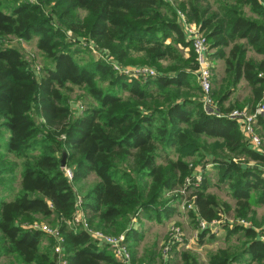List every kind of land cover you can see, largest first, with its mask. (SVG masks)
Returning a JSON list of instances; mask_svg holds the SVG:
<instances>
[{"label":"trees","instance_id":"16d2710c","mask_svg":"<svg viewBox=\"0 0 264 264\" xmlns=\"http://www.w3.org/2000/svg\"><path fill=\"white\" fill-rule=\"evenodd\" d=\"M177 11L203 33L212 60L224 61L222 73L213 68L211 77L218 109L253 110L264 88V0H0V189L8 173L19 171L12 196H0V264H58L55 239L26 226L36 218L58 227L66 264H120L89 232L69 223L72 182L90 173L97 180L81 191L86 219L93 230L124 232L132 264H203L185 249L178 262L156 249L138 257L134 248L142 236L131 218L170 216L172 201L192 185L186 178L207 163L234 204L208 191L203 176L188 198L195 224L230 213L251 222L226 228V241L238 234L236 242L211 252L207 263L264 264V216L255 221L254 209L264 207V151L248 143L234 119L203 109L191 40ZM7 36L36 39L48 60L41 75L5 45ZM249 49L261 59L248 57ZM114 64L152 67L156 75L128 76ZM242 79L252 98L224 106ZM74 88L87 100L79 115L71 108Z\"/></svg>","mask_w":264,"mask_h":264},{"label":"rangeland","instance_id":"374dc122","mask_svg":"<svg viewBox=\"0 0 264 264\" xmlns=\"http://www.w3.org/2000/svg\"><path fill=\"white\" fill-rule=\"evenodd\" d=\"M213 2L214 0H210ZM249 15V13L247 12ZM69 40H71V35L68 37ZM5 45H10L15 48H17L22 56L32 65L33 69L38 73V76L43 73V66L48 64V60L45 59V57L40 53V51L36 47V39H32L29 41L17 38L15 36H7L5 38ZM84 46V43L81 44ZM91 46H93L90 43ZM102 53H94L96 57H99ZM248 57H252L254 59H261L262 55L257 54L254 50L249 49L247 52ZM223 63L220 61V64ZM146 65V64H144ZM129 66H142V65H129ZM219 74V72H217ZM70 98H71V108L73 112H75L76 115H79L81 112V107H85L87 100L82 95L81 90L78 88H74L72 92H70ZM40 120V119H39ZM257 130V129H256ZM258 135L260 136L263 144V139L261 133L257 131ZM262 147V145H261ZM262 149V148H261ZM12 161V157H10V160ZM207 167H202L201 164L197 165L194 169L196 172H200L201 179L197 183H193L189 190L180 191V194L182 195L181 200L176 203L177 200H173L174 203V209L170 216L167 218H161L158 220V217L153 216L151 218L146 217H139L138 215H135L131 218V227L135 229L141 235L142 237L137 241L138 248L137 250L139 252H143L148 247H151V245H154V249L157 250L160 256H162V250L164 247L168 244H171L173 238H172V230L171 227H175L179 230V240L177 243L173 242L171 247L169 246L168 254L165 257V259H168V261L178 262L180 260L179 253L182 250H188L191 253L197 255L200 259V261L203 264H208V256L211 252L217 250L218 248L227 247L228 243H234L236 242V238L238 237V234L231 235L229 238V241H226V228L234 227V225H237V220L233 219L232 214L230 213V216H228L224 220H219L218 225L215 226L212 230H209L208 233L204 236V240L200 242V235L203 230H200L198 227V221L197 224H195L194 218L189 214V207L188 204L192 203L191 200H189V196L191 195V192L193 189L199 187L203 180V176L206 177V179L209 181L207 190L214 193L217 198H219L222 201H227L229 203H233V199L230 196L228 187L219 180V176L217 173V169L215 166H212L211 164H206ZM200 177V176H199ZM13 178V179H11ZM97 180L96 176L93 173L88 174L85 178H81L77 181L72 182L74 191L76 195L81 197V191L87 190L92 184L95 183ZM1 184L5 186V188L2 190L0 189V196H6L5 199H9L12 196V193L17 189L19 184V171L18 169H15L14 175L7 174L2 181ZM173 194H169V197H171ZM82 199V198H81ZM82 202V200H81ZM255 209V221H261L262 217L264 216V207L263 206H254ZM245 220V225L251 224L247 219ZM138 223V224H136ZM241 223V222H240ZM42 225H47L50 227H55L53 223L47 222V220L43 218H36L33 221H31L26 226L31 229L40 230L37 228H41ZM241 225H244L241 223ZM207 230V229H206ZM41 231V230H40ZM211 234L217 235L216 239L214 241H207V237ZM113 235V234H111ZM260 235H264V233H261ZM96 243L97 240L92 237ZM45 243V242H44ZM56 243V242H55ZM181 243V244H180ZM55 245V244H54ZM127 245L128 242H127ZM197 248V249H196ZM142 254V253H141ZM163 257V256H162ZM4 260H1L3 262ZM59 264V262H58ZM234 264H245V263H234ZM253 264V263H252Z\"/></svg>","mask_w":264,"mask_h":264},{"label":"built area","instance_id":"2783aa9c","mask_svg":"<svg viewBox=\"0 0 264 264\" xmlns=\"http://www.w3.org/2000/svg\"><path fill=\"white\" fill-rule=\"evenodd\" d=\"M30 2H37L38 0H28ZM178 13V19L187 35V37L191 40V48L195 56L196 61V72H197V78L198 83L200 85V89L202 92V105L203 109L208 114H212L217 117H226L229 119H234L237 124L239 125L242 132L246 135L248 138V143L255 149H260L262 145V140L260 136L257 134L256 131V119L260 115H264V88L262 90L261 99L260 102L256 105V107L253 110H249L248 107L243 108H232L228 111L222 112L218 109L216 101L213 99L211 91H212V70L214 68L213 60L210 56L212 53L209 43L207 42L205 36L203 33L200 32L198 27L194 23H189L186 21L184 13L181 11H177ZM114 69L120 72L126 73L128 76L132 77H138V78H147L149 76L156 75V71L152 67L148 66H127L121 68L117 64H114ZM259 76L264 78V73H259ZM207 165H205L206 167ZM65 174L68 179H72L73 174L70 168H65ZM200 176V177H199ZM201 179L200 173H194L192 176H189L185 180L186 185H190L193 183H197ZM194 185V184H193ZM81 197L76 195L75 199V211L73 213V216L70 220V224L73 226H81L83 229H85L87 232L90 233L92 237H94L98 244L105 245L114 255L115 259L120 264H131V253L128 248V245L125 240V233H119L117 235H110L102 233L101 231L93 230L88 220L86 219V216L82 210L81 207ZM189 208H191L192 203L187 205ZM198 221V227H200V230H212L215 228V226L218 225L219 220H212L210 222H207L203 219H199ZM237 222L239 225L244 224L243 226H249L245 225L244 219H237ZM241 222V223H240ZM40 229L41 231L45 232L47 235L53 237L55 239V245H54V252L58 254V260L59 264H66L63 248H62V242L63 237L59 232L58 227H50L47 225H42ZM172 230V242L171 244H168L164 247L162 250V256L163 259L168 254L169 246L171 247L172 243L175 241L176 243L179 240V230L175 227H171ZM257 231L259 229H256ZM261 234V233H260ZM259 238L264 242V235H259ZM174 242V243H175ZM181 244V243H180Z\"/></svg>","mask_w":264,"mask_h":264},{"label":"crops","instance_id":"0c3cea01","mask_svg":"<svg viewBox=\"0 0 264 264\" xmlns=\"http://www.w3.org/2000/svg\"><path fill=\"white\" fill-rule=\"evenodd\" d=\"M220 61L223 62L220 64ZM213 63H214V71H217L219 73H222V70L224 68V61L222 59H214L213 60ZM251 97V90H250V86L248 85V83L245 81V80H240V82L237 84V86L234 88V90L230 93V95L228 96L227 100H225V102L223 103L224 106H228L229 104H238V105H241V104H244L246 105L248 100H250ZM256 126V129L257 131H259L261 133L262 136V139H263V144H262V150L264 151V124L262 123H258V124H255ZM209 164V163H207ZM207 167V166H206ZM204 167V168H206ZM201 171L199 172H196V173H200ZM229 203V202H228ZM231 205L234 204V201L233 203H230ZM141 218V217H140ZM142 219V218H141ZM138 224V223H136ZM217 236V235H216ZM154 245H151V247H148L146 248L145 250H143V252H139L137 250L138 248V245L136 244L134 250H136L137 252V256L140 257L141 255H143L146 250H151V249H154L153 247ZM197 249V248H196ZM142 253V254H141ZM163 258V257H162ZM164 260H168V259H164ZM132 262V261H131ZM132 264V263H131Z\"/></svg>","mask_w":264,"mask_h":264},{"label":"water","instance_id":"95a60500","mask_svg":"<svg viewBox=\"0 0 264 264\" xmlns=\"http://www.w3.org/2000/svg\"><path fill=\"white\" fill-rule=\"evenodd\" d=\"M61 166L64 167L65 166V153H63V157L61 159Z\"/></svg>","mask_w":264,"mask_h":264}]
</instances>
